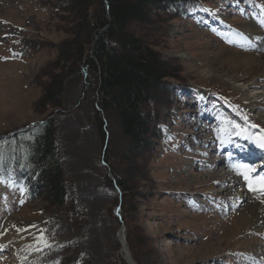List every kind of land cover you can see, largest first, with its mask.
Segmentation results:
<instances>
[{
	"label": "rangeland",
	"instance_id": "rangeland-1",
	"mask_svg": "<svg viewBox=\"0 0 264 264\" xmlns=\"http://www.w3.org/2000/svg\"><path fill=\"white\" fill-rule=\"evenodd\" d=\"M69 1L0 0V138L26 132L52 115L71 190L67 207L74 206L29 202L0 184V264H20V257L28 264H63L72 257L126 264L121 227L136 264H264V208L246 209L257 192L244 194L237 184L221 196L215 182L223 175L214 179L205 167L219 160L211 143L222 132L245 129L264 137V47L253 48L247 39L258 32L264 37V0H192L197 5L178 18L158 8L165 0H147L155 4L147 6L150 21L127 31L170 65L175 77L165 83L179 90L161 94L145 109L161 116L167 137L161 142L149 135L146 150L130 144L113 115L101 111L92 80L90 86L82 78L68 82L60 109H34L47 75L58 68L57 46L73 36ZM96 13L95 6L90 14ZM249 60L260 71L256 75ZM98 112L106 126L104 143ZM217 166L218 174L229 173ZM129 172L126 192L106 183L112 175L125 180Z\"/></svg>",
	"mask_w": 264,
	"mask_h": 264
},
{
	"label": "trees",
	"instance_id": "trees-1",
	"mask_svg": "<svg viewBox=\"0 0 264 264\" xmlns=\"http://www.w3.org/2000/svg\"><path fill=\"white\" fill-rule=\"evenodd\" d=\"M167 1L161 2L158 8L176 18L197 5L192 0ZM69 3V11L76 21L73 36L57 46L55 65L58 68L47 75L48 82L34 109L37 113L60 109L68 82L82 78L85 86H90L92 80L96 86L92 84V88L100 95L101 111L113 115L117 129L130 144L146 150L151 134L165 142L161 116L145 109L161 94L178 93L177 84L174 87L165 83L175 75L169 64L157 58L150 45L127 31L132 25L150 21L147 6L155 4L147 0H107L105 8L104 0H70ZM95 6L97 13L91 15L90 10ZM98 33L101 34L94 42ZM97 114L95 121L101 143H104L106 126L99 112ZM55 139L52 115L26 132L0 138L5 142L4 147H0V183L9 186V190L22 187V196L29 202L42 200L55 209L74 208L73 205L67 207L71 190ZM105 155L109 156V151ZM131 164L135 165L133 161ZM131 179L129 172L125 180L112 175L107 177L106 183L126 192L130 190ZM76 262L91 264L77 261L76 257L62 261L63 264Z\"/></svg>",
	"mask_w": 264,
	"mask_h": 264
},
{
	"label": "bare ground",
	"instance_id": "bare-ground-1",
	"mask_svg": "<svg viewBox=\"0 0 264 264\" xmlns=\"http://www.w3.org/2000/svg\"><path fill=\"white\" fill-rule=\"evenodd\" d=\"M249 34V33H248ZM250 35V34H249ZM248 35V37H247V39H248V41H250V43L252 44V47L253 48H263L264 47V45L260 42V40L261 39H264V38H262V37H260V33L258 32V33H254V34H252V35H250L249 36ZM252 39H255L254 40V42H252ZM229 53V52H228ZM242 57H247V55L246 56H244V55H241ZM244 59V58H243ZM250 59V58H249ZM254 59H255V61H257L258 60V58H256V57H254ZM253 59V60H254ZM248 64H249V66H248V68H250V70H251V73L252 74H257L258 72H260L259 70L257 71V72H255V64H254V62L252 61V60H249L248 61ZM247 64V65H248ZM260 65H263V67H264V62L262 61H260ZM254 75V76H255ZM264 77V73H262L261 72V77ZM251 87L253 86V84H251L250 85ZM249 86V87H250ZM246 88V87H245ZM246 90V89H245ZM261 93V92H260ZM247 132V131H246ZM248 133V132H247ZM247 135H249V134H247ZM244 144H249V145H252V146H256L257 145V142H258V144H259V140L258 141H256L255 139H253V140H251V137H249V136H247V138H244L243 139V141H242ZM230 145H234L235 144V142L234 141H232V140H229V142H228ZM238 144V143H237ZM224 152V151H223ZM222 152H219V153H217L216 155L218 156V158H219V160L217 161V163H215V164H213V163H211V164H207L205 167L206 168H212V171L210 172V177H214V179H216V176H218V175H223V178L222 179H218V181H216L215 183H218L219 184V187H220V195L222 196H226V195H228L229 193H231V191H232V189H233V187H235L237 184H239V182H240V180L238 179V178H236V177H234L232 174H227V173H221V174H218L217 173V170H214L216 167L218 168V166L217 165H222V166H226L227 164L223 161V159H222ZM216 156V157H217ZM216 162V161H215ZM216 166V167H215ZM215 167V168H214ZM222 169H225L224 167H221ZM205 169V168H204ZM214 170V171H213ZM226 171V170H225ZM259 197H261V196H259ZM259 197H257V198H259ZM257 198H254V197H250V200L249 201H247V206H246V209H248V208H251L252 207V209H256V210H263V205H261V203H260V201H257ZM262 198H264V197H262ZM241 199H242V197H241ZM262 200V199H261ZM254 207V208H253ZM248 231V230H247ZM239 235L240 234H236L235 235V237H234V239H233V242H237L238 241V239L240 238L239 237ZM120 236V235H119ZM124 237H125V233H124ZM127 247V246H126ZM125 247V248H126ZM121 249V248H120ZM127 251H128V248H127ZM120 254H121V257L123 258V260L125 261H127L128 259H127V256H126V251H125V249H122V251H120ZM128 254H129V257H131V255H130V253H129V251H128ZM132 259V258H131ZM19 260H22V263H20V264H28L27 262L29 261V259L28 260H26L25 258L23 259V258H21L20 257V259ZM32 260V259H31Z\"/></svg>",
	"mask_w": 264,
	"mask_h": 264
},
{
	"label": "snow or ice",
	"instance_id": "snow-or-ice-1",
	"mask_svg": "<svg viewBox=\"0 0 264 264\" xmlns=\"http://www.w3.org/2000/svg\"><path fill=\"white\" fill-rule=\"evenodd\" d=\"M259 146L264 148V137L259 141ZM244 169V170H241ZM238 174L243 176V178L248 181V186L250 191L259 192L261 195H264V177H260L258 181H253L250 178V169H247L245 166H237Z\"/></svg>",
	"mask_w": 264,
	"mask_h": 264
},
{
	"label": "water",
	"instance_id": "water-1",
	"mask_svg": "<svg viewBox=\"0 0 264 264\" xmlns=\"http://www.w3.org/2000/svg\"><path fill=\"white\" fill-rule=\"evenodd\" d=\"M106 2H107V0H105V3ZM105 7L107 8V5H105ZM124 233H125V229H124V227H121L120 231H119V234H118V241H119L120 246H121L120 251H122V249H125V251H126V256H127V259H128L127 261L125 260L126 264H136L133 261V259H131V257H129V254H128V251H127V247H126V242L124 240Z\"/></svg>",
	"mask_w": 264,
	"mask_h": 264
}]
</instances>
